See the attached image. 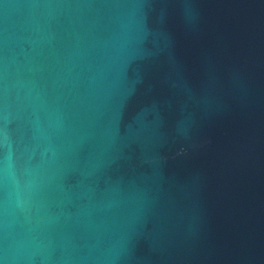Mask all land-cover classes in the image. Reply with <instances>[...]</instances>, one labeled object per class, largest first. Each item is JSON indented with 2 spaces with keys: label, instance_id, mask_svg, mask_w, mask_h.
Instances as JSON below:
<instances>
[{
  "label": "water",
  "instance_id": "1",
  "mask_svg": "<svg viewBox=\"0 0 264 264\" xmlns=\"http://www.w3.org/2000/svg\"><path fill=\"white\" fill-rule=\"evenodd\" d=\"M0 264H264V0H0Z\"/></svg>",
  "mask_w": 264,
  "mask_h": 264
}]
</instances>
